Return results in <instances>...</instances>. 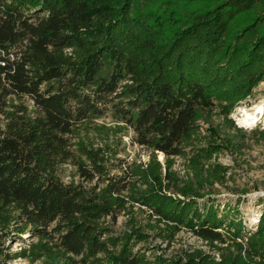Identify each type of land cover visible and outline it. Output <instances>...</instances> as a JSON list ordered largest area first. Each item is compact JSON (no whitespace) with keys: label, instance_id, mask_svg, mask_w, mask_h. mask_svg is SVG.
Masks as SVG:
<instances>
[{"label":"trees","instance_id":"trees-1","mask_svg":"<svg viewBox=\"0 0 264 264\" xmlns=\"http://www.w3.org/2000/svg\"><path fill=\"white\" fill-rule=\"evenodd\" d=\"M177 1L0 0L3 261L264 264V210L248 231L237 207L219 216L213 200L198 203L226 182L228 169L216 163L222 147H201L197 125L201 111L217 109L235 128L233 110L264 80V15L227 36L230 19L264 0H227L186 17ZM109 107L118 122L95 127L107 135L103 147L73 137ZM126 130L148 160L121 163L112 175L108 135L116 140ZM176 158L186 176L171 186ZM67 164L81 182H62ZM135 208L163 241L186 230L215 255L149 256ZM119 213L130 215V227L114 237L105 220ZM26 234L28 244L14 254L1 244H24Z\"/></svg>","mask_w":264,"mask_h":264},{"label":"rangeland","instance_id":"rangeland-1","mask_svg":"<svg viewBox=\"0 0 264 264\" xmlns=\"http://www.w3.org/2000/svg\"><path fill=\"white\" fill-rule=\"evenodd\" d=\"M227 0H178L173 7H177L181 14L186 17L187 14L194 11L197 14H203L205 11L222 6ZM229 8L225 6L223 9ZM264 15V4L258 3L252 10H246L240 14L235 15L228 21V34L232 36L238 30H241L251 24L255 23L258 16ZM260 28V26H258ZM229 41V38H228ZM264 80L254 89L250 98L238 104L233 113L230 115L235 128H229L219 117L217 109L212 112L210 116L208 112L201 111V118L198 120L199 137L201 147L215 144L222 147L219 154L216 155V163L226 167L228 172L226 174V182L223 185H215L210 191V194L204 199L198 201L200 207L207 206L208 200H213V206L219 208V216L224 207L236 208L238 213L237 220H242L245 228L249 231L255 228L260 213L264 210V121L259 123L252 129H245L238 125L235 117L237 109L240 107H249L255 104L260 97H264ZM117 118L114 117L113 111L107 109L103 111L101 116L93 119L90 122L83 124L79 129L74 131V138L83 139L86 142L94 144V147H103L108 142L104 132L95 129L96 126L112 127L117 124ZM119 134H117L118 136ZM114 141L111 147L112 159L111 170L112 175H120V170L117 169L123 163H130L137 160L146 162L148 160L149 151L132 144L134 133L131 130H126L120 134L119 138L115 140L114 135H108ZM116 136V135H115ZM110 140V139H109ZM158 154L157 157L159 158ZM163 156L161 155V159ZM163 162V160H162ZM115 165V166H114ZM115 167V168H114ZM173 177L169 181L171 186H176L180 181L185 179V161L181 158H176L172 168ZM64 184L73 182L79 183L81 180L76 174L75 168L70 164L63 165L59 173ZM84 183V182H83ZM85 186L91 188L93 184H86ZM208 190V189H206ZM205 190V191H206ZM172 193V190L169 191ZM207 193V192H206ZM132 216L138 227L144 228V233L149 237L148 243H141L139 246L146 249L149 256L163 255L165 258L185 257L191 255L196 251L203 252L208 255H215L213 251L201 239L193 236L186 230L180 231L175 235L170 242L163 241L157 237L156 231H151L147 228L153 224L152 218H149L147 212H141L137 208L134 209ZM130 215L123 213L117 214L114 218H106L105 223L108 225L111 236H117L125 232L130 227ZM255 219V220H254ZM254 221V222H253ZM159 226V225H158ZM141 227V229H143ZM163 228V225H160ZM28 235H23L21 238L25 241L24 244L9 238L2 239L4 248H9L8 253L14 254L28 244ZM29 264L25 260L16 259L11 261H3L0 257V264ZM38 264V263H36Z\"/></svg>","mask_w":264,"mask_h":264},{"label":"bare ground","instance_id":"bare-ground-1","mask_svg":"<svg viewBox=\"0 0 264 264\" xmlns=\"http://www.w3.org/2000/svg\"><path fill=\"white\" fill-rule=\"evenodd\" d=\"M264 85V82L262 83ZM238 125L245 129H252L264 121V97H260L255 104L237 109L235 117ZM161 159V155H159ZM255 220V219H254ZM254 222V221H253Z\"/></svg>","mask_w":264,"mask_h":264},{"label":"water","instance_id":"water-1","mask_svg":"<svg viewBox=\"0 0 264 264\" xmlns=\"http://www.w3.org/2000/svg\"><path fill=\"white\" fill-rule=\"evenodd\" d=\"M158 160H159L160 162H162L163 159H162V160L158 159Z\"/></svg>","mask_w":264,"mask_h":264}]
</instances>
